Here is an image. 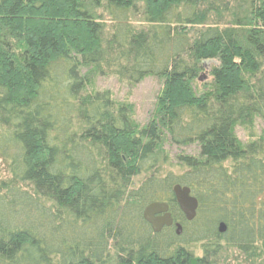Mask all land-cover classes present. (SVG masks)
<instances>
[{
    "label": "trees",
    "instance_id": "obj_1",
    "mask_svg": "<svg viewBox=\"0 0 264 264\" xmlns=\"http://www.w3.org/2000/svg\"><path fill=\"white\" fill-rule=\"evenodd\" d=\"M109 75L163 81L146 125L95 88ZM256 118L264 0H0V264H213L223 247L264 264V129L235 132ZM166 144L198 151L172 164ZM159 201L182 235L145 220Z\"/></svg>",
    "mask_w": 264,
    "mask_h": 264
},
{
    "label": "rangeland",
    "instance_id": "obj_2",
    "mask_svg": "<svg viewBox=\"0 0 264 264\" xmlns=\"http://www.w3.org/2000/svg\"><path fill=\"white\" fill-rule=\"evenodd\" d=\"M98 13L102 15L109 26L110 21L108 20V16L100 9L98 10ZM213 63L214 62L206 61L204 63V69L199 73V77L202 78H197L193 81L192 86L198 94L210 88L209 85L212 80L210 67ZM95 88L99 91L109 90L112 93V99L114 101H122L123 103L130 105L132 118L139 127H142L154 117L156 101L158 95L162 91L163 81L152 76H147L142 81L131 85L127 82H120L119 79L113 75L98 76L95 82ZM263 129L264 120L256 118L252 126L238 124L235 132L240 141L245 144L258 137ZM164 147L166 151L171 154L170 162L172 161V164H175L176 162V154L180 152L195 154L198 151L194 144L179 147L166 144ZM2 167L3 166H1V168ZM173 169L176 170V167L168 166V164L164 167V170ZM139 181H141V177L136 178V182ZM191 248L196 251V255L202 256L203 253L202 250H200L199 244L192 245ZM222 249V251H219L221 255L216 257L213 264H259L261 260H263L260 258L257 261H246L245 257L237 251L225 247Z\"/></svg>",
    "mask_w": 264,
    "mask_h": 264
},
{
    "label": "water",
    "instance_id": "obj_3",
    "mask_svg": "<svg viewBox=\"0 0 264 264\" xmlns=\"http://www.w3.org/2000/svg\"><path fill=\"white\" fill-rule=\"evenodd\" d=\"M173 194L188 221H192L197 214L199 202L197 198L191 193V189L186 186L175 185L173 187ZM161 214L160 216H157ZM144 218L152 226L154 232L158 233L164 226H171L174 222L173 216L170 212V206L167 202H153L144 210ZM176 234L178 236L183 233V226L181 223L176 222ZM227 227L225 223L219 224V232L224 233Z\"/></svg>",
    "mask_w": 264,
    "mask_h": 264
},
{
    "label": "flooded vegetation",
    "instance_id": "obj_4",
    "mask_svg": "<svg viewBox=\"0 0 264 264\" xmlns=\"http://www.w3.org/2000/svg\"><path fill=\"white\" fill-rule=\"evenodd\" d=\"M160 202V201H159ZM161 214H158L157 216H160ZM149 223V222H148ZM150 224V223H149ZM175 224H176V222L174 221L173 222V224L171 225V226H164L163 228H162V230L164 229V228H174L175 230H176V227H175ZM151 225V224H150ZM152 227V226H151ZM161 230V231H162Z\"/></svg>",
    "mask_w": 264,
    "mask_h": 264
}]
</instances>
